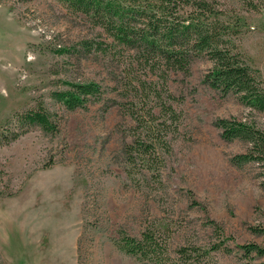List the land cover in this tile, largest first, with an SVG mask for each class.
<instances>
[{
    "label": "rangeland",
    "instance_id": "1",
    "mask_svg": "<svg viewBox=\"0 0 264 264\" xmlns=\"http://www.w3.org/2000/svg\"><path fill=\"white\" fill-rule=\"evenodd\" d=\"M205 1L219 13L221 46L264 85V0ZM134 54L58 0H0V124L39 105L58 124L56 133L33 126L0 145V264H153L119 248L123 235L140 238L150 226L164 234L169 264L183 262V247L188 264L261 261L238 246L264 245V160L236 166L233 157L250 145L223 139L216 122L241 120L264 133V113L234 91L207 85L213 62L205 53L193 58L189 74L169 71L170 103L181 118L158 183L125 152L136 126L130 111L141 102L130 82L162 87V72ZM67 81H95L102 96L68 110L51 96ZM144 100L146 109L158 103ZM226 237L230 251L201 257L192 249Z\"/></svg>",
    "mask_w": 264,
    "mask_h": 264
},
{
    "label": "trees",
    "instance_id": "2",
    "mask_svg": "<svg viewBox=\"0 0 264 264\" xmlns=\"http://www.w3.org/2000/svg\"><path fill=\"white\" fill-rule=\"evenodd\" d=\"M75 13L87 15L94 25L103 29L112 39V44L135 53L137 62L149 70L162 72L161 90L154 80L137 79L130 82L138 99L155 97L154 106L145 108L148 103H137L130 111L135 121L134 141L125 146L130 163H139L140 171L150 173L161 183L165 156L171 152L169 134H174L181 114L170 103L176 97L167 87L169 71L190 73L195 56L209 55L213 62L206 76V83L224 93L234 91L251 111L264 113V85L256 72L237 59L226 46H221V35L216 31L221 27L218 11L205 0H58ZM187 8V9H186ZM189 9V10H188ZM180 12V13H179ZM216 18L215 22L210 20ZM82 49L91 52L88 41L81 43ZM67 48L56 50L58 54L68 53ZM158 68V69H157ZM67 89L54 91L51 96L68 110L86 108L91 98H100L102 90L95 81L65 82ZM165 94V100L162 97ZM134 103V102H133ZM142 104V105H139ZM156 108H159L156 111ZM14 121L15 128L9 125ZM38 126L45 133H56L58 124L53 114L39 105L36 109L15 113L13 118L0 124V145H8L26 133L31 127ZM216 126L221 129L225 140H238L249 143V151L236 155L232 162L241 166L251 161L264 160V133L247 122L235 119H219ZM50 166V165H47ZM255 231L259 229H253ZM164 234L154 226L146 228L140 238L123 235L119 248L127 255L140 260L150 259L153 264H169L170 257H165L168 249ZM229 238L214 244L208 249L192 247L200 252L201 257L210 256L213 251H230L225 244ZM245 258L256 257L264 264V245L245 243L238 246ZM183 258L187 248L178 250ZM170 262V261H169Z\"/></svg>",
    "mask_w": 264,
    "mask_h": 264
}]
</instances>
